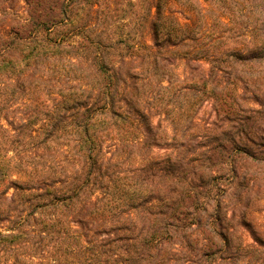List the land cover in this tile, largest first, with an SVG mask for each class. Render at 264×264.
I'll return each mask as SVG.
<instances>
[{"label":"trees","instance_id":"obj_1","mask_svg":"<svg viewBox=\"0 0 264 264\" xmlns=\"http://www.w3.org/2000/svg\"><path fill=\"white\" fill-rule=\"evenodd\" d=\"M95 1L0 0V264H264V239L232 254L212 176L239 178L245 158L264 163L252 152L264 154V131L253 132L264 118H233L230 104L241 66L264 80V0H249L248 16L245 0H174L187 25L158 0L153 47L73 24L95 15ZM245 20L255 45L243 53L230 45ZM188 43L180 82L171 49ZM207 101L235 126L195 124ZM154 111L171 141L184 135L196 149L167 140L168 154L141 157L162 146Z\"/></svg>","mask_w":264,"mask_h":264},{"label":"rangeland","instance_id":"obj_2","mask_svg":"<svg viewBox=\"0 0 264 264\" xmlns=\"http://www.w3.org/2000/svg\"><path fill=\"white\" fill-rule=\"evenodd\" d=\"M195 1L201 3L205 8L208 7L204 0ZM95 2V15L90 14L88 17H85L86 10L82 11L79 18H72L73 24L82 23L84 21L87 22L88 26L91 27L90 31L94 38H96V35L98 36L105 32L104 36L100 38L102 42L106 41L107 43H111L119 38H126L125 42L130 45H135V47L136 44L154 46L155 41L150 28V23H148V14L150 12L149 10H152V14L156 12L158 0H96ZM160 2L163 6H166L167 12L177 18L182 24L187 25L191 23L193 19L191 14L185 12V9L177 4L176 1L162 0ZM249 6V0H245L243 8L245 9L244 13L247 16ZM4 7H11V2L5 3ZM23 7H25V3H20L19 8L22 9ZM87 7L88 5H86L85 8ZM240 29L241 32L245 34L243 37L244 39L240 42L233 43L230 47L233 50H241L243 53L248 52L252 50L255 45V41L252 37L246 35V32L251 30V27L248 23L246 24L245 20L244 24L240 25ZM204 41L209 43L211 42V38ZM120 48H124V46L122 45L119 47L117 51L110 49L108 54L115 56L118 54ZM192 48L195 49V46L192 43H188L184 46H178L171 49V52L179 54L178 58L176 57L175 68L177 69L176 74L179 76H177V79H179L180 82L186 78L187 75L185 73L186 61H183L179 57L185 52L191 50L194 51ZM157 59L160 64L167 65L164 57H158ZM139 61L140 60H136V63L138 64ZM197 65L201 67L200 70L205 74L209 73V70L212 67L207 61L198 62ZM241 68H243L242 71ZM241 68L233 73V76L240 78L242 81L240 83H237V81L233 82V101L230 103L233 104V118H264V80L253 81L255 78H258L259 72H248L246 67L241 66ZM197 72L200 73V71ZM158 79L159 77L156 78V80ZM224 86L225 85H223V87ZM258 112L262 113L259 114ZM167 118L168 117L164 114H155V111L154 114L151 115V125L155 131L161 126V123H163L161 126L162 129L160 130L161 143L158 144L162 145L167 142V140H170L168 142H171L174 146H178L182 142H186L185 144L190 150L196 149V143L194 145L191 142L192 140L184 135H180L178 139L171 141L173 138V131L165 121ZM195 124L201 125L205 128L222 126L224 127L223 129H229L235 126V123L231 124L230 120H227L225 115H217L214 110L213 101H207L198 108ZM254 126V135L262 136L264 122L257 123ZM168 152L169 150L162 145L154 146L153 148L138 153L141 157L146 154L145 158H148L150 155L153 157H162L168 154ZM252 152L262 157V160L264 161V154H261L260 149L254 147ZM235 160L236 159L233 158V170H236ZM241 162L242 169L240 168V165L239 178L234 179V175H229L228 172L226 173L225 171L222 174L215 173L212 175L214 177L213 184L215 186L217 185V187L221 186L220 188H222L219 195L218 193H216V195L219 197L221 196V216L225 222L224 228L226 233L229 235L232 254L235 253L236 256L239 254L237 253L239 248L247 250L251 247H257V240L264 239V163L246 158ZM245 175H247V179L244 178ZM253 175L255 176L253 177ZM224 191L228 192L224 194ZM10 195L11 194H9V196ZM260 252L263 253L262 256L264 257V249ZM221 264H226V262L221 261Z\"/></svg>","mask_w":264,"mask_h":264}]
</instances>
